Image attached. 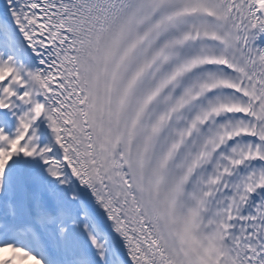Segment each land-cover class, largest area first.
Masks as SVG:
<instances>
[{"label": "snow or ice", "instance_id": "obj_1", "mask_svg": "<svg viewBox=\"0 0 264 264\" xmlns=\"http://www.w3.org/2000/svg\"><path fill=\"white\" fill-rule=\"evenodd\" d=\"M0 264H264V0H0Z\"/></svg>", "mask_w": 264, "mask_h": 264}]
</instances>
